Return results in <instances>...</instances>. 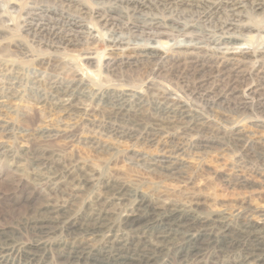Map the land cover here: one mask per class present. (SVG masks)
<instances>
[{"label":"bare ground","instance_id":"obj_1","mask_svg":"<svg viewBox=\"0 0 264 264\" xmlns=\"http://www.w3.org/2000/svg\"><path fill=\"white\" fill-rule=\"evenodd\" d=\"M92 1L59 0L66 12L74 8L78 13L64 16V12L45 8L29 17L22 27L24 36L44 41L45 45L47 42L56 51L79 47L81 51H90L98 41L105 45L107 52L98 59L85 53L84 64L95 75L96 84L92 86L81 80L65 88L54 84L50 88L44 86L48 92H40L49 94L56 106L67 112H84L77 106L92 101L94 105L108 109V120L132 128L139 127L141 118H138L144 108H148L155 112L154 116L157 115L148 132H154V127L175 124L184 132L200 133L202 140H207L208 134L189 114L187 105L173 100L170 89L152 83L141 92L128 93L104 86L109 84L110 77L117 75L114 67L143 64L153 71H165L163 73L170 78L183 82V91L192 98L196 96L204 105L232 99L240 82L235 75L239 64L264 68V0ZM89 3H94L92 8L88 7ZM85 21L92 28L83 25ZM103 31L109 32V36H102ZM179 34L189 40L186 45L174 43ZM257 42L262 49L254 47ZM16 77L9 79L8 83L0 79V105L17 98ZM224 77L228 79L226 84ZM251 94L258 98H249ZM257 94L258 91L252 89L244 92V100H250L238 103V109L264 116V95L262 98ZM152 98L155 99L150 101ZM255 122L262 124L263 121ZM220 135L222 138L223 134ZM227 141L236 147L242 142L231 132ZM8 151L4 155L16 171L24 173L22 159L16 152ZM261 152L256 155L264 163V153ZM53 161L51 154L32 160L34 170L26 175V179L34 191L45 197V203L33 216L30 215L32 217L16 221L13 227L0 228V264H264V222H253L249 216L202 217L180 207H153L137 191L123 188H112L103 196L99 195L102 197L98 201L99 208L89 206L85 211L78 210L75 206L78 192L88 188L91 179L77 166L57 168ZM161 163L164 170L173 165L170 157ZM115 202L124 208L122 214H113ZM23 234H30L35 240L31 244L24 243L18 238ZM55 249L59 251L56 257L52 254Z\"/></svg>","mask_w":264,"mask_h":264},{"label":"rangeland","instance_id":"obj_2","mask_svg":"<svg viewBox=\"0 0 264 264\" xmlns=\"http://www.w3.org/2000/svg\"><path fill=\"white\" fill-rule=\"evenodd\" d=\"M92 4L89 3L88 7L92 8ZM45 8L64 12V16H75V13H78L74 8L66 12L59 0H0V77L7 72L6 76L0 79L1 82L8 83L17 75L19 81L16 79V88L20 94L0 105V228L13 227L20 220L32 217L36 209L45 203V197L32 189L26 175L34 170L31 166L32 160L50 154L54 157V167L77 166L78 170L91 179L92 184L78 192L75 200L78 210L85 211L89 206L99 208L98 201L107 190L123 188L137 191L138 195L146 198L153 207H180L202 217L249 216L253 222H264V163L256 155L261 151L264 153V116L250 110L243 112L242 108L238 109L236 106L243 101H249V98H258L251 94L249 100H244V92L249 89L258 91L257 96L261 94L263 98V67L253 68V65L248 63L239 64L235 75L240 78V82L234 86L236 90L232 93L233 100L229 98L226 102L223 100L208 105L201 103L196 96L192 98L188 92L185 93L181 88L183 82L170 78L163 73L165 71H153L143 64L114 67L115 73L117 72L116 79L110 77L107 85L101 82L104 86L128 93L141 92L152 83L159 88L170 89L173 100H180L187 105L189 114L201 125L204 133L208 134L210 139L206 137L207 140H202L200 133L184 132L175 124L169 127H154V132H148V129L152 128L154 117L157 116L148 108H144L138 118H141L139 127L132 128H129L131 125H120L116 121L108 120V109L94 105L92 101H85L80 103L83 106H77L84 112H67L58 108L49 94L43 95L42 91L48 92L45 87L50 88L53 84L65 88L81 80L93 86L98 80L85 66V55L91 53L92 57L98 59L107 50L105 45L98 41L90 51H81L80 47L56 51L57 49H52L47 42L48 46L44 41L38 42L24 36L22 27L25 22ZM82 24L92 28L88 21ZM85 29L83 31H86ZM105 32H102V36L106 38L109 32ZM180 35L176 36L174 43L186 45L189 40L183 34L181 37ZM254 47L259 50L263 48L260 42L255 43ZM254 69L259 72H253ZM224 81L226 84L227 77H224ZM38 85L43 86L39 88ZM41 88L44 90H40ZM259 119L263 121L262 124L255 122ZM109 121L111 122L108 123ZM230 132L242 141L238 143V147L227 141ZM220 133L223 134L222 138ZM6 150L16 152L22 159L24 173L15 170L11 161L4 155ZM169 157L173 165L170 170H164L161 162ZM115 204L113 214H122V205L119 206L117 202ZM114 218L116 219V216ZM18 238L27 244L35 240L30 234H23ZM58 252L53 250V256L56 257Z\"/></svg>","mask_w":264,"mask_h":264}]
</instances>
